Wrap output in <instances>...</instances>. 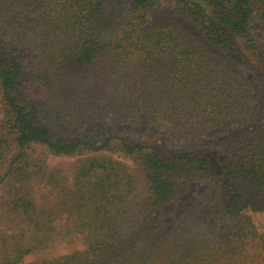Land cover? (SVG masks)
Instances as JSON below:
<instances>
[{"label": "trees", "instance_id": "16d2710c", "mask_svg": "<svg viewBox=\"0 0 264 264\" xmlns=\"http://www.w3.org/2000/svg\"><path fill=\"white\" fill-rule=\"evenodd\" d=\"M160 1L104 19V0H0V264H264L235 187L264 192V75L246 53L264 62V0H166L250 79L179 23L153 22ZM34 84L68 129L171 136L74 139L38 120L22 94Z\"/></svg>", "mask_w": 264, "mask_h": 264}, {"label": "rangeland", "instance_id": "374dc122", "mask_svg": "<svg viewBox=\"0 0 264 264\" xmlns=\"http://www.w3.org/2000/svg\"><path fill=\"white\" fill-rule=\"evenodd\" d=\"M130 6L128 0L124 1L122 4L118 5L114 2V0H104L103 3V13L102 16L104 19L109 18V16L112 13L115 12H127L129 11ZM151 19L153 22H160V21H168L173 20L181 25V27L191 34L193 37L201 40L211 51L215 52L216 54L220 56H224V54L220 51V49L216 46L208 44L202 34L201 31L192 24L187 18L180 16L174 12V3L172 1H166L162 0L159 2L158 6L154 8L151 14ZM258 26V23H256ZM19 50V56H20V65L23 71L24 75H27V59L30 54L29 50L26 47L20 46L18 47ZM246 53L250 56V58L253 60V62L256 65V68L264 75V62L261 61L257 56H255L253 53H250L246 50ZM226 64L234 69L235 71H239L242 73V75L250 79L252 78V73L248 71L242 70L239 66L232 63L230 60L225 58ZM22 94L25 95L28 99L33 101L35 105L37 106V110L41 114L38 117V120L41 123L49 124L52 126V128L55 131H63V132H69L70 137L74 139H80L82 136H84L87 133L90 132H96L98 134H102L104 132L111 131L112 128L116 131H123L129 129L131 134L133 136H140L142 140L154 142L157 145L164 146L167 142V139L170 138V133L163 129H155V128H149L147 127L143 122L140 123L139 126L136 127H128L125 125H114L111 123L106 122H82L78 127L74 128H66L62 125H59L53 121L47 116V102L45 94L42 90V88L38 84H34L33 87L26 91L22 90ZM122 133V132H121ZM73 160V157L69 156H55L50 153H48V161L50 164H63L66 165L69 162ZM197 187V186H196ZM199 188L205 187L204 185L198 184ZM238 193H239V199L237 201L238 208L242 209L246 217L251 220L254 225L257 227L258 231L264 235V192L259 191L254 188H247L240 185H235ZM195 185H191L190 191L194 190ZM191 195L188 193L185 198H190ZM69 247L60 246L57 249V253L60 252H67Z\"/></svg>", "mask_w": 264, "mask_h": 264}]
</instances>
